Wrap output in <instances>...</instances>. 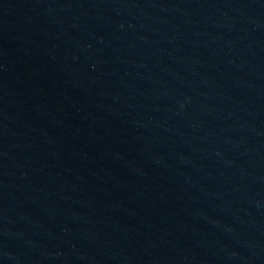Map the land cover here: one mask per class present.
<instances>
[{"label":"water","instance_id":"obj_1","mask_svg":"<svg viewBox=\"0 0 264 264\" xmlns=\"http://www.w3.org/2000/svg\"><path fill=\"white\" fill-rule=\"evenodd\" d=\"M204 114L264 209V0H150Z\"/></svg>","mask_w":264,"mask_h":264}]
</instances>
